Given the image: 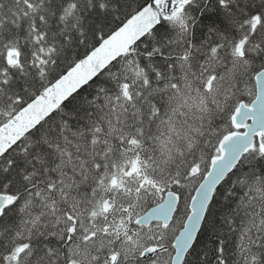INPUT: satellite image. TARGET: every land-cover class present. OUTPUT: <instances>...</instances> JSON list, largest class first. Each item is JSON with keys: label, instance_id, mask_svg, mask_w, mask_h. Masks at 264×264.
I'll list each match as a JSON object with an SVG mask.
<instances>
[{"label": "snow or ice", "instance_id": "obj_1", "mask_svg": "<svg viewBox=\"0 0 264 264\" xmlns=\"http://www.w3.org/2000/svg\"><path fill=\"white\" fill-rule=\"evenodd\" d=\"M0 264H264V0H0Z\"/></svg>", "mask_w": 264, "mask_h": 264}]
</instances>
